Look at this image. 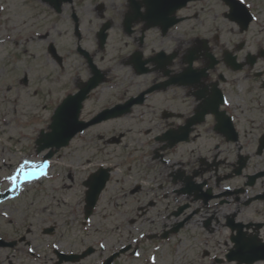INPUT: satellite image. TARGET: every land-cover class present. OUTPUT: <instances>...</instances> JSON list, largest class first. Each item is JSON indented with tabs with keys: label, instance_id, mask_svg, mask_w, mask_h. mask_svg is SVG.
<instances>
[{
	"label": "flooded vegetation",
	"instance_id": "af4514ba",
	"mask_svg": "<svg viewBox=\"0 0 264 264\" xmlns=\"http://www.w3.org/2000/svg\"><path fill=\"white\" fill-rule=\"evenodd\" d=\"M184 1L154 12L150 0H0L4 47L36 41L16 11L29 6V21L41 20L42 57L61 71L73 57L75 70L87 73L77 89L103 80L87 101L99 106L80 116L97 123L75 140L99 161L84 178L103 179L105 170L101 198L132 203V214L120 210V223L102 232L108 247L115 234L123 244L76 264H110L127 230L138 234L128 255L139 253L141 264L182 233L201 240L194 264H264V0H191L173 14ZM109 158L123 162L112 166ZM19 229L0 227L1 251L26 247L35 261L62 264L58 242L47 254L31 238L33 227ZM50 229L55 235V226L40 230Z\"/></svg>",
	"mask_w": 264,
	"mask_h": 264
},
{
	"label": "rangeland",
	"instance_id": "374dc122",
	"mask_svg": "<svg viewBox=\"0 0 264 264\" xmlns=\"http://www.w3.org/2000/svg\"><path fill=\"white\" fill-rule=\"evenodd\" d=\"M19 3L14 2V5L19 8ZM28 8L29 6L15 9L23 14V29L32 36L41 29V20L29 21ZM38 10L39 8H35V13ZM70 28L69 22H63L60 33L64 38L70 37ZM40 45L37 39L35 42H23L19 45V51H15L16 47H12V44L0 47V194L6 193L12 187L3 178L13 174L22 159L41 162L43 157L38 156L35 142L41 131H48L53 105L65 98L67 93L76 90L75 80L84 81L87 77L86 72L75 70L77 64L73 57L67 61L64 71L58 70L50 60L42 57ZM25 77L27 84L24 83ZM97 103L89 102L86 113L90 109L95 110L99 106ZM111 149L115 150V153L121 151L119 148ZM91 152L86 149L82 139L75 141L55 155L46 178L30 180L29 183L21 184L15 191H11L12 197L9 201L0 203V227L12 228L14 231L20 230L22 226L33 227L31 238L35 237L37 245H41L39 250L47 254L51 244L58 242L64 252H79L85 247H94L97 251L88 259L91 262L102 257L104 253L97 244L105 235L102 232L104 229L111 230L115 223H120V210L126 215H131L132 203L129 205L130 210L128 207H122L120 203L111 205L106 199H102L97 213L89 223L85 222V203L80 184L99 163L95 160L97 154H90ZM108 160L112 166L123 162L114 158ZM118 173L121 174V170H118ZM72 179H76V187L72 186ZM5 212L7 216L4 215ZM53 226L56 227L55 235L41 233L40 229ZM118 235L112 236L113 245L109 244L108 247L105 243L107 251L123 244L121 240L117 241ZM124 235L126 243H131L130 240L138 236L133 230H127ZM189 239L194 240L189 243ZM199 241L196 235L182 233L174 238L170 245L161 249L158 253V264H194L199 260V251L195 246ZM148 246L146 241L143 242L144 249ZM151 247L150 244L148 248ZM35 259L28 255L26 247L18 249L17 252L0 250V264L49 262L43 257L39 261ZM142 260L143 258L133 260L126 256L121 258L120 263L141 264Z\"/></svg>",
	"mask_w": 264,
	"mask_h": 264
},
{
	"label": "water",
	"instance_id": "95a60500",
	"mask_svg": "<svg viewBox=\"0 0 264 264\" xmlns=\"http://www.w3.org/2000/svg\"><path fill=\"white\" fill-rule=\"evenodd\" d=\"M92 88L93 84L90 83L89 87L77 97L69 98L63 103L53 117V123L50 126L51 133L48 135L42 134L38 141V145L40 146L44 143L40 150L47 147L61 148L69 144V141L75 135L76 131H79L76 124H78L77 119L81 109V103ZM73 126L75 130H73ZM94 205L95 202H90L89 209L91 210ZM89 213L90 211L88 210L87 214L89 215Z\"/></svg>",
	"mask_w": 264,
	"mask_h": 264
},
{
	"label": "snow or ice",
	"instance_id": "6c2138e0",
	"mask_svg": "<svg viewBox=\"0 0 264 264\" xmlns=\"http://www.w3.org/2000/svg\"><path fill=\"white\" fill-rule=\"evenodd\" d=\"M243 2V0H242ZM224 104H228L227 100L223 101ZM45 162L36 163L30 160H24L13 172V174L5 176L3 179L5 182L10 183L12 185L9 188V191H15L17 188L20 187L21 183H29V178L35 176L37 171H42ZM31 169V170H29ZM43 175H47L46 172H43ZM7 216V213H4ZM103 247V245H101ZM139 255V253H137Z\"/></svg>",
	"mask_w": 264,
	"mask_h": 264
}]
</instances>
